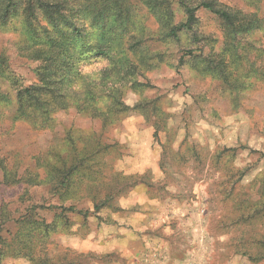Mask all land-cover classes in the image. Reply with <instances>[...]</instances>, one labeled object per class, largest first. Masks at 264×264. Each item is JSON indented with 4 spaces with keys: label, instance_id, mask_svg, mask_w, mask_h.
Here are the masks:
<instances>
[{
    "label": "rangeland",
    "instance_id": "rangeland-1",
    "mask_svg": "<svg viewBox=\"0 0 264 264\" xmlns=\"http://www.w3.org/2000/svg\"><path fill=\"white\" fill-rule=\"evenodd\" d=\"M214 1L239 11L248 31L230 33L216 15L200 9L181 43L163 41L146 0H127L135 16L131 31L144 34L139 46L158 54L145 70L149 86L141 96L158 97L164 115L156 121L158 129L153 119L130 111L104 130L112 173L132 176L129 182L136 184L125 193L113 192L112 208L101 209L100 219L89 216L83 224L80 215L70 214L71 233L51 236L50 256L62 262L83 254L76 264H264V0ZM172 7L173 22L183 20ZM20 28L18 20L0 25V54L27 85L36 80L37 62L19 51ZM188 45L202 52L177 67ZM105 63L102 58L86 63L83 72ZM254 68L263 73H253ZM0 85L9 90V83L0 79ZM124 94L128 105L141 97L128 89ZM53 117L52 127L37 129L2 110L0 159L21 174L35 168V157L67 129L101 130L98 120L73 108ZM221 149L222 160L214 163ZM25 188L4 184L0 171V206L6 202L13 214L27 204L56 203L44 186H28L21 202ZM80 205L91 207V201ZM40 213L48 220L52 216L45 208ZM2 264L30 262L7 257Z\"/></svg>",
    "mask_w": 264,
    "mask_h": 264
},
{
    "label": "trees",
    "instance_id": "trees-1",
    "mask_svg": "<svg viewBox=\"0 0 264 264\" xmlns=\"http://www.w3.org/2000/svg\"><path fill=\"white\" fill-rule=\"evenodd\" d=\"M126 3L127 0H0V25L18 20L19 51L37 62L36 80L23 85L9 69L7 56L0 54V79L9 83V90L0 85V112L8 109L13 121L47 129L54 125V113L73 108L101 125L99 132L67 129L35 157V168H25L21 174L0 159L2 182L26 187L21 202L29 193L28 186H44L56 199L47 206L24 205L13 214L6 202L0 206V264L7 257H24L30 264H76L83 254L60 262L48 254V240L57 233H71L70 214L80 215L83 224L89 216L100 219L101 209L112 208L113 192L125 193L136 184L134 180L129 182L132 176L112 173L106 160L111 145L101 140L104 130L130 111L153 119L156 128V121L164 115L158 97L141 96L149 86L145 70L153 67L151 61L158 54L139 46L144 34L137 28L131 31V25H136L135 16ZM146 4L159 21L163 41L181 43L193 30L200 9L216 15L230 33L248 31L239 21V11H230L214 0H146ZM172 5L183 14V20L177 23L172 20ZM198 51L202 52V48L188 45L177 67L191 64L200 56ZM101 58L105 66L83 72L86 63ZM258 70L263 73L260 68L252 71ZM251 74L248 70V76ZM127 89L141 96L133 105L125 103ZM222 152L223 149L213 155L214 163L222 160ZM197 155L196 151L192 154ZM113 182L120 184L113 187ZM86 199L91 201V207L80 205ZM42 208L51 211L49 220L40 213Z\"/></svg>",
    "mask_w": 264,
    "mask_h": 264
}]
</instances>
